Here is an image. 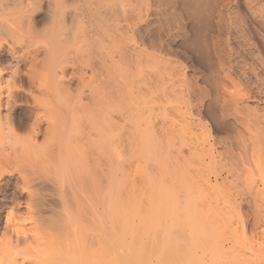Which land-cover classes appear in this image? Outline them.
<instances>
[{"label": "rangeland", "instance_id": "obj_1", "mask_svg": "<svg viewBox=\"0 0 264 264\" xmlns=\"http://www.w3.org/2000/svg\"><path fill=\"white\" fill-rule=\"evenodd\" d=\"M13 1L0 0V18L6 17L12 11ZM46 1L51 3L50 7H54L55 12L45 14ZM126 1L41 0L43 7L36 13L35 26L25 23L22 26L8 27V31H4L5 27L0 29V45L4 48L13 46L11 48L14 50L11 62L7 55H2L0 59V71L2 79L4 78L0 82V92L4 96L12 94L17 97V101L11 108L16 132L24 135L36 129L38 124L44 127L46 125L44 121L32 124L28 114L41 110V105L47 102L46 97L60 96L63 138L59 155L51 153L45 158L42 155L27 154L15 160L10 159L11 161H7L3 155H0V174L5 171L11 174L9 176L4 173V179L7 182H0V230L4 229L11 210L12 219L19 217L27 221L36 217L37 211L41 210V213L45 215H52L59 210L64 221L67 219V223H64L65 226L67 224L64 228V230L67 229L65 232L78 230L89 232L91 205L95 199L93 189L96 186H100L103 190L107 187L109 162L112 158L111 163L119 162L107 146L110 135L119 129L118 135L123 134L122 138L125 140L123 151L126 150V155H124L123 170L127 175H125L128 183L127 191L131 190L132 186L140 188L141 206L144 208L146 206L147 182L144 175H152L155 179L157 178L156 181L160 179L164 183V181L175 179L173 175L178 174V171L184 175V171L188 172L185 173L187 178L186 176L182 178L186 180H190L189 177L192 178V183L195 185L193 190L198 191L197 194L201 198L209 197L211 201L216 202L213 205L224 201L230 202L239 215L240 223H242L240 227L242 226L246 232L262 231L264 228L263 182L260 181V186L256 187L257 195L250 196L246 188L249 189L250 177L252 181L254 179L257 181L259 177L255 176L257 171L254 168L257 169L260 165L259 168L264 170V0L222 1L219 47L221 56L229 67L233 86L225 94V101H219L215 105V112L219 113L218 120L212 118L211 111L196 108L199 98L204 99L205 93L199 92L192 84L197 82L198 85L205 87L202 82L205 70L197 62L194 54L180 51L175 55L167 52L163 54V57L161 56L162 58H157V60L160 59L158 61L156 59L152 61L146 55L157 52L155 47L159 38H167L169 42V37L166 35L168 28L172 36L176 38L184 32V29H188V25L184 24L186 22L184 16L180 15L179 11L173 12L169 8L168 0H147L148 4L145 0L141 1L140 15L146 19L149 27L145 42L141 44L144 49V53L140 56L142 72L128 67L119 74L114 70L109 72V70L97 68V61L103 54L110 49L129 44L132 40L128 36L114 37L112 24L95 28L94 21L98 16L95 8L115 9L125 5ZM159 12L164 14L160 18L161 26L155 22L158 20ZM165 18L167 21L164 24ZM42 19L46 23L44 24L46 29L41 27ZM54 42H59L61 47H53ZM170 46L173 49L176 47L174 43ZM36 49H39L41 53L34 54ZM58 61H60L61 69L57 77L63 85V90L59 95L54 96L55 90L51 85L50 74H52L51 68ZM170 61L183 66L187 81H184L179 89L172 91V78H175L176 73L169 69L157 86L144 88L147 78ZM9 63L19 64L20 71L2 69ZM123 75L124 82L116 81ZM43 84L48 95H42L41 85ZM113 84H119L121 90L112 92ZM236 102H238L237 107ZM48 106L51 105L48 104ZM221 112L232 115L237 112L242 117L241 125L237 123L238 125L235 124V126L237 129L240 126L241 133L246 134L243 137L245 142L243 140L242 142L248 143H246L247 146L243 144L247 148L244 149L242 144L239 147L243 149L230 145L229 142H232L237 131L221 126L222 123L219 122ZM46 115L49 126H54L56 119ZM226 120L230 122L232 119ZM199 133H202L204 139L209 135L206 140L212 148L208 147L210 151L208 148L204 150L207 155L203 150V152L199 151L192 160L197 157L198 159L192 161L187 157L188 151L191 150L189 145H193L197 139H203ZM180 136L186 137L184 144L178 143ZM211 142L216 144L212 145ZM133 143L138 144L135 146L136 152ZM180 144L184 145V149L179 148ZM146 147L147 152H145ZM177 150H180L178 152L180 155ZM182 151L185 153H180ZM110 155L113 157L110 158ZM139 155H141L140 158ZM210 155L212 156L209 157ZM178 156L182 158L179 159ZM175 157L181 161L178 162ZM183 158L187 159L186 164H183L185 163ZM162 159L169 167L166 166L167 171L174 168V161L178 163L177 168L181 167L176 169L177 172L172 170V175L169 174L170 172L167 174L163 166V172H165L163 173L160 170ZM246 159L253 164V167L255 166L249 169L252 170L251 172L254 171L252 175L256 178L247 177V174H251L248 173V167L252 166ZM171 160H174L172 161L174 164ZM134 161L140 165L144 175L135 171ZM187 164L186 167L189 165L191 167L184 169L183 167ZM240 167L243 169H238ZM257 170L259 172V169ZM263 170L260 169L261 172ZM246 171L247 174H245ZM261 172H259L260 175H262ZM38 174L43 175L46 180L34 181L33 177ZM57 174H60L59 185L53 181ZM263 176L264 173L260 177L262 181H264ZM243 180L244 185L241 184ZM57 193H60L61 199ZM60 201L64 205L67 202L73 211L68 213L70 211H67V205L66 210L63 209L64 207L61 208ZM78 204H84L80 206L83 209L78 208ZM76 209L77 212H75ZM78 210L82 213L80 214Z\"/></svg>", "mask_w": 264, "mask_h": 264}, {"label": "bare ground", "instance_id": "obj_2", "mask_svg": "<svg viewBox=\"0 0 264 264\" xmlns=\"http://www.w3.org/2000/svg\"><path fill=\"white\" fill-rule=\"evenodd\" d=\"M141 1L127 0L125 5L116 7L115 9L105 8L99 10L98 7L95 8V13L98 15L94 21L95 28L112 24V32L115 34L114 37L128 36L132 40L129 44L110 49L103 54L97 61L96 65L98 69L109 70V72L114 70L122 74L125 68L130 67L138 72H142L140 70V56L144 53V49H142L141 44L145 42L149 27L145 21L146 19L140 15ZM222 1L168 0L169 8L173 12L179 11V14L184 16L186 22L184 21L185 23H183L188 25V29H184V32L176 38L172 36L171 30L167 26L168 31L166 35L169 37V42H167V38H159L155 47L157 52L154 51L146 54L152 61L154 59L157 60V58H162L163 54L167 52L175 55L180 51L194 54L197 62L205 70L202 75V82L205 87L198 85L197 82L192 84L199 92L205 93L204 99L203 97L199 98V103L196 108L211 111L212 118L216 120H218L217 114L219 113L215 112V105L219 101H225V94L233 86V79L231 78L229 67L223 60L219 47L218 36L221 31ZM145 3L148 4L147 0H145ZM50 4L49 1L46 3L44 10L46 15L55 12V8H51ZM12 5V11L6 17L0 18V29L5 27L4 31H8V27L14 25L22 26L25 23L29 26H35L36 13L43 7L41 0H14ZM163 15L162 12L158 13V20L155 21L158 26H161L160 18ZM42 21L43 23H40L42 25L41 27L46 29L44 27L46 23L43 19ZM166 21L167 19L165 18L164 24ZM171 43L176 45L174 49L171 48ZM8 47L4 48L0 45V59L2 55H7L11 62L14 50L11 48L13 46ZM53 47H61V44L54 42ZM38 53H41V51L36 49L34 54ZM145 59L147 61L146 57ZM18 65L17 63L13 65L9 63L6 68L3 67L2 69H16L20 71ZM166 66L163 65L162 68H158L155 74L147 78L144 88L157 86L164 79L169 69L176 73L175 78H172V91L179 89L181 84L187 81V76L182 65L170 61L166 62ZM60 69V61L55 63L51 68V72L54 74H50L51 85L54 86L55 90L54 96L59 95L63 90V85L57 77ZM123 77L124 75L116 81L124 82ZM3 79L2 72L0 71V82ZM41 87L42 95H48L45 84L41 85ZM119 90H121L119 84H113L111 86L112 92ZM45 99L47 102L41 105V110L33 113L30 112L28 118L32 119V124L44 121L46 125L42 127L38 124L36 129H33L30 133L19 135L16 132V124L13 123L11 117V108L17 101V97L12 94H6L4 96L0 92V155H3L7 161L10 159L15 160L27 154L42 155L46 158L51 153L56 155L61 153L63 138L60 122V96L46 97ZM48 104L51 106H48ZM237 104L238 102L235 103L236 107ZM46 114L56 119L54 126H49ZM220 114L219 122L222 123L221 126H224L223 128L225 129L231 128L237 131L232 142H229L230 145H235L238 148H241L239 147L240 144H242V147L247 146V142L245 144L242 142L246 134L241 133L242 129L240 126V131L235 126L237 123L241 125L243 120L240 121V119L242 117L237 112L233 115L223 112ZM227 118H231L232 120L227 122ZM187 119L189 118L187 117ZM118 131L120 132L119 129H117ZM117 132L114 133L115 135L108 134L110 137L109 140L107 139L109 141L107 146H109V150H111V153L116 156L119 162L117 164L114 162L111 163L113 158L112 161L108 160L110 161V165L108 166L109 179H107V187L104 190L100 186H96L93 189L95 199L91 205V219H89L88 223L91 230L89 232H79V230L76 232H65L67 229L64 230V228L67 224L65 226L64 223H67V219L64 221L60 216L59 210L56 214L52 215H45L41 213V210L37 211L38 215L30 221L19 217L12 219L11 210L6 219L4 229L0 230V264H264V228L262 231L254 230L252 232H246L242 226L240 227L242 223H240L239 215L233 204L224 201L221 204L217 203V205H213L216 202L211 201L209 197L205 196L201 198L197 194L199 192L193 190L195 185L192 183V178L189 177L188 179L190 180L185 179L187 178V174L185 173L188 172L183 171L184 175L180 171L177 172L181 166L179 164L180 167L177 168L178 160L176 157V162L171 160V162L174 161L175 163L172 162L174 168H170L172 170L177 169L176 172L178 174L180 173L179 175L176 172V175H173L171 173L172 170L168 169L169 171H167L168 165L162 159L163 163L160 166V170L163 172L164 166V169H166L164 171L166 173L170 172L169 174H172L175 178L172 181H164V183L160 179L156 181L157 178L155 179L152 175H144L140 169V165L134 161L135 171L144 175L147 182L146 206L145 208L141 206L142 196L140 188L132 186L131 190L127 191V175L123 170L125 164L124 155H126V150H124L125 153L123 154L125 140L122 138L123 134L120 133V137L118 135L119 132ZM199 135L203 139H197L195 140L196 142L193 141V145H189V149L191 150L188 149V154H190H187V157L191 160L193 156L198 155L199 151H204L208 147L210 149L212 148L208 140H206L209 135L206 139H204L205 137H203L202 133H199ZM196 138H199V136ZM185 139L186 137L180 136L178 143L184 144ZM243 141L245 142V140ZM214 142L217 143L218 141L214 140ZM214 142H211L212 145L216 144ZM137 143H133V145L135 144L133 147L135 152ZM178 146L184 149V145L181 146L180 144ZM140 149L143 150L142 148ZM146 149L148 150V148H145V152H147ZM179 151L177 150V153ZM185 151L180 153H185ZM204 152L206 154V151ZM111 155L110 158L113 157ZM140 156L138 157L140 158ZM190 156L192 157L190 158ZM180 158L182 157L180 156ZM195 159H198V157ZM182 160L185 161L183 164H186L187 159L184 160L183 158ZM248 162L250 165V161ZM207 164L209 163L205 165ZM186 166L188 164L183 168L188 169L191 167L190 165L189 167ZM250 166L252 167H248V169L255 167H253V164ZM259 167L261 166L259 165ZM259 167L257 169L261 172L260 169L263 170V168ZM254 169L257 171L255 176H259L257 178L259 184H257L258 182L255 179L256 182L254 180L252 181L250 177L249 189L245 187L250 196L257 195L258 191L256 187L258 185L260 186L261 182H263L262 187L264 186V181L262 179L260 180L264 170L261 172L262 175H260L256 167ZM160 170L159 173L161 172ZM251 171V169L248 170V173H251L250 175L246 171L245 174H247V177L253 176L252 178H256L252 175L254 171ZM4 173L11 176L6 171ZM4 173L0 174V182L6 183L7 180L4 179ZM183 176L186 177L182 178ZM236 177L238 176L236 175ZM33 180L45 181L46 178L38 174L33 177ZM53 181L59 185L60 174L54 176ZM244 182L243 180L241 184L244 185ZM251 182H255L254 185ZM256 191L257 193H255ZM57 196L61 199L60 193H57ZM180 196L182 198H179ZM61 203L62 201L59 202L61 208L64 207L63 209L66 210L65 207L68 206L67 211L71 213V206L67 202H65V205L64 203L61 205ZM83 205L78 204V208ZM80 208L83 209V207ZM75 212H77V209ZM74 217L76 216L74 215Z\"/></svg>", "mask_w": 264, "mask_h": 264}]
</instances>
